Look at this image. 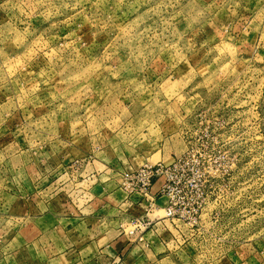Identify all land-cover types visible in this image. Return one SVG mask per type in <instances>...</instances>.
<instances>
[{"label":"rangeland","instance_id":"374dc122","mask_svg":"<svg viewBox=\"0 0 264 264\" xmlns=\"http://www.w3.org/2000/svg\"><path fill=\"white\" fill-rule=\"evenodd\" d=\"M173 161L178 218L139 242L124 177ZM106 171L107 264H264V0H0V264H63L10 217L78 218Z\"/></svg>","mask_w":264,"mask_h":264},{"label":"crops","instance_id":"0c3cea01","mask_svg":"<svg viewBox=\"0 0 264 264\" xmlns=\"http://www.w3.org/2000/svg\"><path fill=\"white\" fill-rule=\"evenodd\" d=\"M107 173L108 171L102 172L97 177V184L103 191L100 188L97 189L102 194L94 200V202L96 201L95 206L90 211L89 208L93 203L84 205L79 210L81 215L78 218L76 215L79 214L75 213L74 210L70 214L67 208H59L56 211L45 208V210L37 213L26 205L25 212H18L15 213V217H10L14 223L22 220L27 222L28 220L30 225L28 228L31 229L35 237L30 245L33 246L35 243L40 248L46 246L49 250H53L48 256V263L59 259L63 260V264L115 263L131 246L126 242L128 240L119 238L120 233L114 228L107 230L100 225V223L109 220L117 223L123 221V215L117 207L121 200V194L114 181H109ZM157 187L155 185L152 191L155 192ZM156 204L162 207L165 204V199L156 198ZM7 208L9 211L10 208ZM107 215H110V218ZM59 245H63L64 249L60 250Z\"/></svg>","mask_w":264,"mask_h":264},{"label":"built area","instance_id":"2783aa9c","mask_svg":"<svg viewBox=\"0 0 264 264\" xmlns=\"http://www.w3.org/2000/svg\"><path fill=\"white\" fill-rule=\"evenodd\" d=\"M179 162L173 161L169 165H153L143 166L130 172L124 177L125 188L124 193L126 200H130L134 195L143 199L144 215L139 220L128 219V223L132 226V230L128 233L129 236L135 235V240L142 241V236L145 231H151L155 226H166L167 221L170 226L174 225L175 219L178 218V201L183 189H175V180H177V169ZM159 184V185H158ZM157 185V190L152 191ZM165 199V204L162 207L157 206L156 198ZM162 211V217L154 216L156 212ZM122 228V226H120ZM124 233V230H122ZM126 234V233H124Z\"/></svg>","mask_w":264,"mask_h":264}]
</instances>
